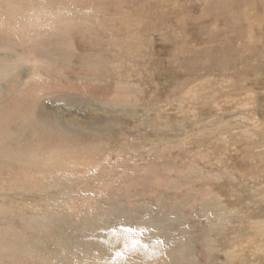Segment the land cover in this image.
<instances>
[{"label": "rangeland", "instance_id": "374dc122", "mask_svg": "<svg viewBox=\"0 0 264 264\" xmlns=\"http://www.w3.org/2000/svg\"><path fill=\"white\" fill-rule=\"evenodd\" d=\"M0 264H264V0H0Z\"/></svg>", "mask_w": 264, "mask_h": 264}, {"label": "bare ground", "instance_id": "6f19581e", "mask_svg": "<svg viewBox=\"0 0 264 264\" xmlns=\"http://www.w3.org/2000/svg\"><path fill=\"white\" fill-rule=\"evenodd\" d=\"M218 206V205H217ZM229 221V220H228Z\"/></svg>", "mask_w": 264, "mask_h": 264}]
</instances>
